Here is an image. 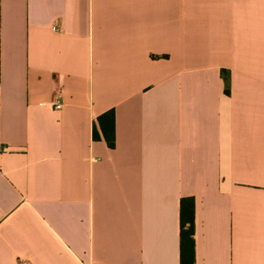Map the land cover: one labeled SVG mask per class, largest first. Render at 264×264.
Listing matches in <instances>:
<instances>
[{
	"label": "crops",
	"instance_id": "obj_1",
	"mask_svg": "<svg viewBox=\"0 0 264 264\" xmlns=\"http://www.w3.org/2000/svg\"><path fill=\"white\" fill-rule=\"evenodd\" d=\"M182 197L264 264V0H0V264H179Z\"/></svg>",
	"mask_w": 264,
	"mask_h": 264
},
{
	"label": "trees",
	"instance_id": "obj_2",
	"mask_svg": "<svg viewBox=\"0 0 264 264\" xmlns=\"http://www.w3.org/2000/svg\"><path fill=\"white\" fill-rule=\"evenodd\" d=\"M103 139L109 147L114 145V112L106 110L97 116ZM92 138L100 136L94 128ZM179 264H194V200L182 197L179 202Z\"/></svg>",
	"mask_w": 264,
	"mask_h": 264
},
{
	"label": "built area",
	"instance_id": "obj_3",
	"mask_svg": "<svg viewBox=\"0 0 264 264\" xmlns=\"http://www.w3.org/2000/svg\"><path fill=\"white\" fill-rule=\"evenodd\" d=\"M55 29V27H54ZM43 104L48 107L51 110H56V109H60L62 107V104L60 101L58 100H54V101H48V102H43Z\"/></svg>",
	"mask_w": 264,
	"mask_h": 264
}]
</instances>
